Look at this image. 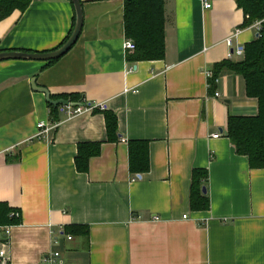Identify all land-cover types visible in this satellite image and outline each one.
Returning a JSON list of instances; mask_svg holds the SVG:
<instances>
[{"label": "crops", "instance_id": "1", "mask_svg": "<svg viewBox=\"0 0 264 264\" xmlns=\"http://www.w3.org/2000/svg\"><path fill=\"white\" fill-rule=\"evenodd\" d=\"M80 2L82 31L60 59L0 62V203L20 219L0 229L6 264H49L53 252L60 264H264V170L226 137L228 117L256 116L257 101L235 73L206 76L242 59L229 60L224 41L240 29L234 46L253 42V24L235 0H165L164 58L129 62L123 0ZM74 19L70 0H31L1 19L0 52L57 50ZM32 79L104 109L51 115ZM40 122L58 125L39 138ZM134 141L148 143L146 173L130 171ZM83 143L101 144L85 173L75 168ZM193 169L207 173L206 211L190 209Z\"/></svg>", "mask_w": 264, "mask_h": 264}, {"label": "trees", "instance_id": "2", "mask_svg": "<svg viewBox=\"0 0 264 264\" xmlns=\"http://www.w3.org/2000/svg\"><path fill=\"white\" fill-rule=\"evenodd\" d=\"M164 1L123 0L124 36L126 40L135 44L131 53L126 55L129 62L161 61L164 58ZM235 1L238 7L243 10L244 16H248L244 22L246 25L264 18V0ZM30 3L31 0H0V21L15 10L25 11ZM261 24V30L256 40L243 47L244 57L239 61H223L215 65L213 76L209 81L214 84L221 70L230 71L239 75L245 82L246 97L256 99L258 114L249 117L229 116L226 123V137L234 146L235 153L247 157L250 169L264 170V22ZM72 31L64 42L69 38ZM55 61H48V63ZM61 98L71 103L77 102V96H51L52 100ZM48 106L51 115H54L58 107ZM104 115L108 134H114L117 130L116 117L110 113H105ZM100 148V143L79 144L75 157L76 171L85 173L89 161L100 153ZM147 150L148 143L146 142H129V167L131 172L146 173L148 171L149 159ZM206 180L207 173L205 171L193 169L189 195L190 209L192 211L208 210L209 199L201 192L202 183H205ZM14 211L8 204L0 203V229L19 224V217L11 216ZM63 232L72 236L88 234L85 226L64 227ZM4 241L5 237L0 232V244Z\"/></svg>", "mask_w": 264, "mask_h": 264}, {"label": "built area", "instance_id": "3", "mask_svg": "<svg viewBox=\"0 0 264 264\" xmlns=\"http://www.w3.org/2000/svg\"><path fill=\"white\" fill-rule=\"evenodd\" d=\"M210 4L208 2H204V8H210ZM247 17H245V19H247ZM264 22V18L261 19L260 21H255L253 22V28L256 29L257 31V35L258 33L260 32L261 30V23ZM241 32L240 29H236L233 34H231L230 36H228L224 43L225 45L227 46L228 48V59L229 60H233V58H243L244 57V52H243V47L241 46H234V38L236 36H238V34ZM135 47V44L134 42H131L129 40H126L125 41V44H124V49L127 50V51H132ZM206 76L207 78L210 80L213 76L212 72L210 71H207L206 72ZM215 97H218V94H214ZM100 109V110H103V106L102 105H99V106H92V105H89V106H80V105H62L61 106V111L65 114V116H67L68 119L70 118H74L76 117V115H79L83 112H86V111H90V110H93V109ZM58 124H54V123H44V122H40L38 124V129H39V133L37 134V136L40 138V137H45L47 136V134H49L51 132V130L55 129L57 127ZM213 137L215 138H218L220 137L219 134H215L213 135ZM123 141V140H122ZM11 216H14L16 218L19 217V214L16 213V212H13L11 214ZM187 218V215H184L183 216V219H186ZM154 220H158L157 217L154 218ZM5 233H8V229L5 230ZM5 251L3 249H0V264H6L5 262ZM57 258H58V253L56 252H53V253H50V256L49 258H47V261L49 264H60L58 261H57Z\"/></svg>", "mask_w": 264, "mask_h": 264}, {"label": "water", "instance_id": "4", "mask_svg": "<svg viewBox=\"0 0 264 264\" xmlns=\"http://www.w3.org/2000/svg\"><path fill=\"white\" fill-rule=\"evenodd\" d=\"M71 4L73 6L74 10V25H73V31L69 38L63 43L62 46L59 47V49L50 51V52H45V53H36V52H22V51H2L0 52V62L2 61H7V60H24V61H39V62H48V61H53V60H58L60 59L61 56L66 54L75 44L76 40L78 39L82 29V23H83V14H82V7H81V2L80 0H70ZM255 1H261V0H255ZM257 37V36H256ZM35 80H31V86L32 88L41 94L44 95L45 102H47L49 105L53 107H59L61 105H68L69 102L61 99V100H52L50 93L47 89L41 88L35 85ZM72 105V104H71ZM80 106H84L83 103L78 104ZM202 194H206V189L205 187L202 188Z\"/></svg>", "mask_w": 264, "mask_h": 264}]
</instances>
